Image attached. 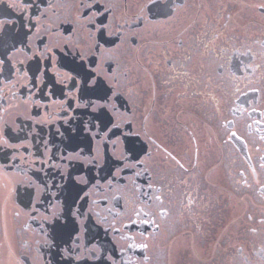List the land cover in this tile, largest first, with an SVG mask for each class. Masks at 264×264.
Returning a JSON list of instances; mask_svg holds the SVG:
<instances>
[{
    "label": "flooded vegetation",
    "instance_id": "af4514ba",
    "mask_svg": "<svg viewBox=\"0 0 264 264\" xmlns=\"http://www.w3.org/2000/svg\"><path fill=\"white\" fill-rule=\"evenodd\" d=\"M221 1L0 0V264H264V0Z\"/></svg>",
    "mask_w": 264,
    "mask_h": 264
},
{
    "label": "rangeland",
    "instance_id": "374dc122",
    "mask_svg": "<svg viewBox=\"0 0 264 264\" xmlns=\"http://www.w3.org/2000/svg\"><path fill=\"white\" fill-rule=\"evenodd\" d=\"M215 1V0H214ZM211 2V6L214 7L215 2H213V0H207V3ZM225 4H229L227 1H221ZM260 2V1H259ZM193 8V7H191ZM240 9H242V11L240 12L244 17H246V19H249V16L251 15V11L249 10V8H245V11H243V7H240ZM195 13V12H194ZM240 14V15H241ZM190 15L185 16L183 19V21H185V19L187 17H189ZM215 16V15H214ZM250 21H252V19H255L254 17H250ZM264 20V16H261L260 19ZM193 17H190V20H192ZM196 20V18H195ZM193 21L192 23V28L190 29V31L188 29H184L183 30V34L182 37L185 40V38L188 37V39L191 41V37L194 35L195 30L198 29L196 27V21ZM205 20V18H203L202 15H198V19H197V24L199 26H201L203 24V21ZM183 22H181L182 24ZM185 24V22H184ZM251 28L248 27V29H245V31L243 32V34H247V31H250ZM252 32H258L259 33V37L262 36V32L260 31V29L256 30V27L254 28V30ZM151 37H158V33L153 29L152 31V36ZM157 49L159 48H152L151 50H149L148 52V56L151 57L154 53L155 54H159L157 51ZM145 53L146 50L144 49ZM205 54V53H204ZM203 52L199 53V57L202 58L204 56ZM158 62L162 65L165 66V58L162 56H158ZM149 60V58L147 59V61ZM221 62L219 60L216 61V63L213 64L214 66V70L216 72V68H217V64ZM166 67V66H165ZM168 69H170L169 66H167ZM217 74V72H216ZM226 79V80H224ZM214 91L211 90H205V91H210L212 92L211 94L213 95H217L219 92L223 91L224 88L227 89V93L228 95L230 94V90L233 89V87H231L229 80L226 77V74L223 73L219 78H217V80H214ZM198 90V89H197ZM201 92V90H199ZM205 91H203L202 93H205ZM201 95V93H200ZM262 102V101H261ZM202 104V103H201ZM216 111L219 112L218 107H216ZM200 115L202 116L203 119L205 120H209V117L206 116V114L203 111H199ZM214 117L215 115L212 116V123L213 125H208V124H202L204 126V128H201L199 132H196V137H199V140L201 139V143L198 142L199 144V150L201 149V147H203L204 149H208V147L210 146L211 149L207 150V157H199L200 159V168H202V175L205 174L206 169L209 167L211 168V173L215 176V180L217 183H223V181H221L222 175H225L228 171V182L226 183L227 186H229L230 190L233 191V193L231 194H227L228 195V199L231 200L229 202H227V204H236L233 201V197H234V193H236L237 191V187H235V183H236V179L233 175L230 176L229 173V169H232L233 167L237 166V163L235 162V160L237 159L236 156H234L233 154V149L230 147V144L228 143V140L223 141L224 139L222 138L223 135L225 134L224 131H222L221 128H218L219 125L216 124L214 122ZM193 123H190V125L193 128ZM134 131H141L140 128H134ZM194 131V128H193ZM195 133V132H194ZM253 140V144L255 142V139H253L252 137H250ZM218 140V142H217ZM120 143V142H118ZM117 154H119L121 156V158L124 157V155H122V153H120V149H117ZM226 155H229V160L225 158ZM239 159H241L238 156ZM242 161V159H241ZM132 164V163H131ZM211 165V166H210ZM243 167L242 162L241 164L238 165V167ZM229 168V169H228ZM227 177V176H226ZM238 177V176H237ZM230 178V179H229ZM248 193H251L249 191H245ZM241 200H243V198H240Z\"/></svg>",
    "mask_w": 264,
    "mask_h": 264
}]
</instances>
